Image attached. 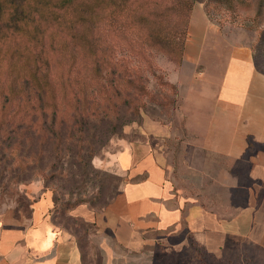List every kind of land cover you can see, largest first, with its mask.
I'll list each match as a JSON object with an SVG mask.
<instances>
[{"label": "crops", "instance_id": "0c3cea01", "mask_svg": "<svg viewBox=\"0 0 264 264\" xmlns=\"http://www.w3.org/2000/svg\"><path fill=\"white\" fill-rule=\"evenodd\" d=\"M250 45L230 44L221 71L184 82V101L197 90L200 100L183 122L179 164L168 163L161 123L125 132L118 195L101 210L71 213L93 227L102 264L164 244L195 247L216 264H264V71ZM176 135L171 127V162ZM51 205L43 193L25 227L0 228V264H84L77 236L49 216Z\"/></svg>", "mask_w": 264, "mask_h": 264}, {"label": "trees", "instance_id": "16d2710c", "mask_svg": "<svg viewBox=\"0 0 264 264\" xmlns=\"http://www.w3.org/2000/svg\"><path fill=\"white\" fill-rule=\"evenodd\" d=\"M198 2L206 13L217 4L234 13L254 7L245 29L257 33L253 64L264 71V0H0V155L32 135L58 142L68 126L80 139L91 125L118 121L122 108L138 113L145 86L113 59L111 33L137 32L179 57Z\"/></svg>", "mask_w": 264, "mask_h": 264}, {"label": "rangeland", "instance_id": "374dc122", "mask_svg": "<svg viewBox=\"0 0 264 264\" xmlns=\"http://www.w3.org/2000/svg\"><path fill=\"white\" fill-rule=\"evenodd\" d=\"M223 7L210 6L206 13L202 3H195L179 57L169 58L157 47H150L137 32H112L109 38L113 40V59L127 67L130 74L138 75L145 86V92L134 103L138 113L130 115L122 108L118 121L91 125L80 139L78 133L71 134L68 126H62L58 142L52 138L42 142L32 135L13 144L7 149L10 153L0 155V228L25 227L33 202L43 193L48 194L52 203L49 216L77 236L84 264H102L95 248L96 239L92 238L93 227L71 213L79 207L101 210L116 198L125 178L115 156L130 127L145 121L161 123L167 131L163 147L168 163L170 166L180 163L183 122L191 113L188 111L191 104L199 105L200 100L197 90L191 96L192 103L184 101V82L195 75L199 78L206 71L213 74L221 71L230 44L244 41L252 44L257 36L245 29L250 25L248 18L253 17L254 7L238 13ZM257 63L264 68L262 56H258ZM171 79L178 81L180 88ZM108 93L114 102L119 100L112 91ZM120 98L123 100V95ZM171 127L178 141L174 146V152L178 153L172 162ZM174 243L171 239V244ZM145 251L143 256H128L126 264H216L189 245L172 250L164 244Z\"/></svg>", "mask_w": 264, "mask_h": 264}]
</instances>
